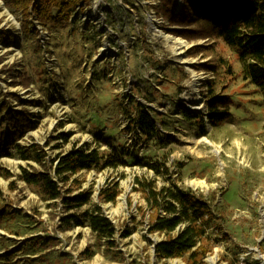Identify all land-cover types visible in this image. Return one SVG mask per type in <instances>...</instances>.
I'll return each mask as SVG.
<instances>
[{"label":"rangeland","instance_id":"374dc122","mask_svg":"<svg viewBox=\"0 0 264 264\" xmlns=\"http://www.w3.org/2000/svg\"><path fill=\"white\" fill-rule=\"evenodd\" d=\"M155 1H80L65 22L42 26L32 13L25 21L0 0V33L12 36L0 42V129L9 133L6 109L25 110L33 126L17 140L21 146H43L51 158L84 143L129 154L125 167L75 177L94 198L106 183L119 182L116 203L101 205L117 231L115 249L123 259H114L96 251L88 228L58 229L60 207L48 208L35 187L17 178L34 163L10 149V156L0 159L13 176L0 177V264L5 258L12 264H183L154 256L152 243L161 237L148 234V214L144 220L138 213L144 202L134 191L136 177L213 201L222 217L219 227L209 229L216 243L204 264H264L261 95L243 79L244 65L234 52L220 42L189 44L180 38L182 54L176 56L161 36H172L166 31L172 28L151 14ZM182 8L178 0L175 12ZM194 45H212L213 51L187 55ZM214 59L224 64L217 72L195 68ZM212 82L233 101L232 119L217 127L204 119L202 129L198 119L207 112L204 94ZM141 106L156 124L151 138L132 125L127 131ZM58 134H70L68 143L51 150ZM153 162L164 163L168 174L155 175L144 165ZM88 246L94 252L90 259L81 256Z\"/></svg>","mask_w":264,"mask_h":264},{"label":"trees","instance_id":"16d2710c","mask_svg":"<svg viewBox=\"0 0 264 264\" xmlns=\"http://www.w3.org/2000/svg\"><path fill=\"white\" fill-rule=\"evenodd\" d=\"M8 9L20 12L25 19L36 16L42 26H53L65 22L69 13L80 1L90 0H1ZM183 8L176 13L178 0H159L156 6H150L157 18L167 22L166 30L170 35L181 38L189 44L198 41L220 42L230 48L237 60L244 65L243 79L253 85L261 95L264 106V0H181ZM24 21V22H25ZM12 36L0 33V42H9ZM213 46L194 45L187 50L193 56L202 51L212 52ZM224 64L218 59L200 64L197 70L214 68L217 72ZM226 74L231 75L229 66ZM226 89V86H223ZM204 94L206 114L199 117V124L204 129V119L212 127H217L232 119L233 101L224 92L217 93V83H210ZM187 116V114H186ZM8 132L0 129V159L10 156L14 149L20 159L29 164L28 169L21 168L17 178L38 191L48 208H59L61 215L58 229L68 232L74 228H88L94 236L96 251L104 250L114 259H123L116 248V227L104 215V204H115L121 194L119 182L112 181L102 186L93 196L92 189H82V181L75 178L81 173L117 170L128 165L125 160L128 153L122 154L117 148L108 145L106 150L84 143L54 158L48 156L43 146L35 143L29 146L17 144L24 133L32 126L31 116L25 110L6 109ZM131 125L146 138L154 136L156 124L147 108L141 106ZM70 134H58L53 141H58L51 150L60 149L68 143ZM108 143V140L105 141ZM49 143H46L48 146ZM124 155L126 157H124ZM136 164L142 162L135 157ZM155 175L168 174L164 163H145ZM0 177L9 180L13 176L0 166ZM13 185V182L10 183ZM134 191L141 195L144 208L138 207V213L147 220L148 234H157L160 240L152 243L154 256L158 260L182 259L183 264H204V258L213 250L216 243L209 237V229L220 226L222 216H217L212 207V200L188 189L177 186L158 185L156 180L136 177ZM95 199V201L93 200ZM128 206L131 202L128 199ZM127 233L123 237H127ZM50 246L46 242L45 246ZM94 255L88 246L81 256L90 259ZM4 264H12L5 258ZM250 264V263H245Z\"/></svg>","mask_w":264,"mask_h":264},{"label":"bare ground","instance_id":"6f19581e","mask_svg":"<svg viewBox=\"0 0 264 264\" xmlns=\"http://www.w3.org/2000/svg\"><path fill=\"white\" fill-rule=\"evenodd\" d=\"M161 36L174 46L176 56H180L182 54V51L180 48L181 46L184 45V42L180 38H175V37L165 35V34H162Z\"/></svg>","mask_w":264,"mask_h":264},{"label":"built area","instance_id":"2783aa9c","mask_svg":"<svg viewBox=\"0 0 264 264\" xmlns=\"http://www.w3.org/2000/svg\"><path fill=\"white\" fill-rule=\"evenodd\" d=\"M158 2H159V0H156L155 3L152 6H156L158 4ZM178 7H181L180 2L178 4ZM150 11H151L152 16H154L157 20H161L163 24L165 23L161 18H157L156 17L155 12H154L153 9H150Z\"/></svg>","mask_w":264,"mask_h":264},{"label":"water","instance_id":"95a60500","mask_svg":"<svg viewBox=\"0 0 264 264\" xmlns=\"http://www.w3.org/2000/svg\"><path fill=\"white\" fill-rule=\"evenodd\" d=\"M153 252H155V251H154V247H153Z\"/></svg>","mask_w":264,"mask_h":264}]
</instances>
